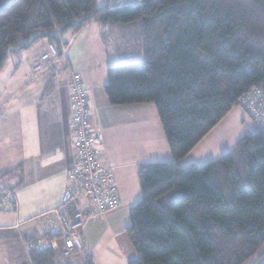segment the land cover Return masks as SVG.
Returning <instances> with one entry per match:
<instances>
[{
  "label": "trees",
  "instance_id": "trees-1",
  "mask_svg": "<svg viewBox=\"0 0 264 264\" xmlns=\"http://www.w3.org/2000/svg\"><path fill=\"white\" fill-rule=\"evenodd\" d=\"M92 21L141 44L145 59L108 67L104 92L110 104L152 102L172 156L137 166L128 264H264V129L246 128L212 161L180 164L234 105L244 108L243 96L259 88L263 97L264 0H9L0 7V68L42 38L58 50L48 58L65 55L68 35ZM54 251L31 249V262L53 264Z\"/></svg>",
  "mask_w": 264,
  "mask_h": 264
},
{
  "label": "crops",
  "instance_id": "crops-1",
  "mask_svg": "<svg viewBox=\"0 0 264 264\" xmlns=\"http://www.w3.org/2000/svg\"><path fill=\"white\" fill-rule=\"evenodd\" d=\"M114 29L89 22L68 35L65 55L43 60L49 41L42 38L12 54L0 68V171L12 169L4 184L12 187L15 196L13 209L0 207V264H33L26 244L42 238L51 228L48 223H55L53 210L61 202L68 170L75 163L68 83L71 70L79 73L89 93V121L103 137L100 159L113 170L120 204L84 218L81 249L67 253L56 236L53 264H82L87 256L94 264H128L136 258L125 229L129 209L141 196L137 166L170 161L172 156L152 102L121 105L108 101L104 86L112 62L101 56L97 59L95 50L106 49L101 36ZM36 63L40 64L37 71ZM251 126L246 110L234 105L180 164L202 165L214 160L232 149ZM70 204L66 210L72 205L74 211L95 209L87 197Z\"/></svg>",
  "mask_w": 264,
  "mask_h": 264
},
{
  "label": "built area",
  "instance_id": "built-area-1",
  "mask_svg": "<svg viewBox=\"0 0 264 264\" xmlns=\"http://www.w3.org/2000/svg\"><path fill=\"white\" fill-rule=\"evenodd\" d=\"M48 50L49 52L44 53L41 57L42 60L58 53V50L52 45L49 46ZM62 50L65 53L67 49L63 47ZM39 68L40 64L36 63L34 70L37 71ZM71 71L68 83L72 100L71 124L74 130L71 143L74 149L75 163L68 170V184L62 193L61 202L53 210L56 216L55 223H48L51 228L46 232L50 233L52 237L46 236L29 241L26 244L28 251L34 248H55L58 244L57 239H55L56 236L62 240L67 253L75 248L81 249L84 218L86 216L95 217L106 210L116 208L120 204L113 170L102 164L100 159L103 137L99 131L91 126L89 121L91 105L89 93L79 74ZM262 96H258L259 100L257 101V98H252L251 95L246 94L243 96L241 104L248 110L249 115L258 126L264 129V93ZM254 101H257L256 107ZM80 197H87L95 204L94 211L75 210L69 214L66 207L72 203V200ZM14 199L13 191L0 183V207L13 209Z\"/></svg>",
  "mask_w": 264,
  "mask_h": 264
},
{
  "label": "rangeland",
  "instance_id": "rangeland-1",
  "mask_svg": "<svg viewBox=\"0 0 264 264\" xmlns=\"http://www.w3.org/2000/svg\"><path fill=\"white\" fill-rule=\"evenodd\" d=\"M9 0H0V7L5 5ZM105 0H97V3L99 5L103 4ZM140 0H118L119 3H135ZM113 35V36H110ZM102 40L105 39V41H102L106 45H103L106 49L101 52V49L95 50V55L97 56V59L101 56V58L106 59L108 61H111V65H121V64H129L132 62H141L145 59L144 57V51L139 43L138 40H134L131 38L129 40L127 37L120 35L119 36V31L118 30H111L109 34L106 32L101 36ZM92 42V41H91ZM94 42V41H93ZM12 53L7 57V60H10ZM249 68L254 67L253 65L248 66ZM4 70V69H3ZM259 88L257 90H252L251 91V96L252 98H257V101L259 100V97L257 96ZM261 91V89H260ZM259 91V92H260ZM257 101H254L255 107L257 105ZM247 110V109H246ZM248 112V110L246 111ZM248 117L251 118L249 113H247ZM254 120V119H253ZM258 124L256 122H253V126H257ZM251 126L250 129L254 130V127ZM3 183L8 182L7 179H0ZM255 258V257H254ZM248 260L244 264H260L254 263L253 260Z\"/></svg>",
  "mask_w": 264,
  "mask_h": 264
},
{
  "label": "water",
  "instance_id": "water-1",
  "mask_svg": "<svg viewBox=\"0 0 264 264\" xmlns=\"http://www.w3.org/2000/svg\"><path fill=\"white\" fill-rule=\"evenodd\" d=\"M147 1V0H146Z\"/></svg>",
  "mask_w": 264,
  "mask_h": 264
}]
</instances>
